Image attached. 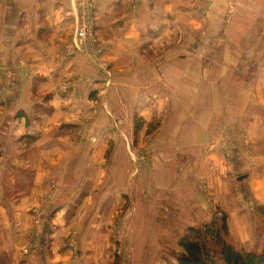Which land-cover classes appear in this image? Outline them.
<instances>
[{
	"label": "rangeland",
	"instance_id": "obj_1",
	"mask_svg": "<svg viewBox=\"0 0 264 264\" xmlns=\"http://www.w3.org/2000/svg\"><path fill=\"white\" fill-rule=\"evenodd\" d=\"M9 1L0 0V24L13 16L23 28L30 26L28 14L45 18L49 8L44 5L50 2ZM114 1L70 0L61 9L69 20L62 31V56L89 58L95 64L90 63L89 81H99L88 88V106L81 101L86 89L78 87L76 75L61 82V90L84 111L71 110L78 124L44 131L48 141L63 137L64 152L57 142H45L51 147L47 152H31L41 144L39 135H19L16 119L5 115L19 109L20 96L41 100L29 113L49 114L56 94L39 88L40 76L30 82L26 74L21 80L22 65L36 57L35 51L29 48L25 56L21 47L7 48L0 34V139L9 130L17 138L16 150L0 144V264H179L180 241L191 227L201 230L216 263L223 264L216 231L234 250L264 255V0L250 7L259 12L252 30L244 33L235 23L233 46L247 49L246 55L226 53L222 22V32L200 55L189 49L199 43L197 31L172 39L170 45L181 46L185 54L170 55V64L179 63L180 69L168 71L155 65L120 70L105 59L110 43L101 33V13ZM133 1L126 11L134 10ZM201 1L206 19L210 1ZM118 11L112 9V15ZM241 17L234 13V21ZM84 24L87 34L80 37ZM207 24L203 21L201 29ZM33 34L44 41L40 32ZM200 37L210 41L204 32ZM132 56L127 61L135 65ZM146 58L153 64L166 61V54L137 60ZM149 75L152 81L169 75L168 85L157 81L153 95L147 93L162 99L161 115L150 118L135 103L146 98ZM136 85L144 93H134ZM140 105L150 108L144 101ZM211 107L223 114L216 120L195 118L205 110L208 116ZM225 111H238L237 117L228 119ZM39 120L25 119L24 127ZM21 159L25 164L19 167Z\"/></svg>",
	"mask_w": 264,
	"mask_h": 264
},
{
	"label": "crops",
	"instance_id": "obj_2",
	"mask_svg": "<svg viewBox=\"0 0 264 264\" xmlns=\"http://www.w3.org/2000/svg\"><path fill=\"white\" fill-rule=\"evenodd\" d=\"M7 1L8 4H11V1ZM49 1L50 2L48 3V6L46 3L44 5V7L49 8L45 18L39 19V14H28L27 17L30 26H27L26 28H23L24 25L22 22V25H20L17 20H13V16L10 17L7 15L4 18V21H2V24H0V34H2V38L6 40L7 48L9 47L11 49H15L17 47H21L20 50H22L21 52L23 55L26 54V51H29V48L33 49V52L35 51L33 56L36 57L28 61L25 60V63L22 65L24 67L21 68L23 70L20 72L21 75H19V77H21V80L22 77L26 76V74H30L28 78L30 82H32L31 80H33L34 77L40 76L41 78L37 79L39 80L37 83L39 85V88L49 89L52 94H56L57 96L54 97L53 95L54 98L50 100V103H52L54 110H52V112H50L49 114H46V112L43 114H35V112H33V109L32 112L29 113L30 106L34 103L40 102L41 100L34 97L33 100L25 101V99L21 96L18 99L19 109L13 112H11V110H8L5 114L7 117L10 115L9 118L16 119V123L18 126L17 133H19V135L25 133L26 131L31 135H39V140L37 141V143L41 144H39L38 148L32 149L33 151L31 152H35L36 150H38L41 153L47 152L49 148H51L45 145V142H50V144H54V142H57L59 144V152H64L65 147L62 146L65 145V141L62 140L63 137L54 138V141H48L45 140L48 133H45L44 131L45 129L53 131L54 128H60L61 126L69 123L78 124L77 122L72 121L74 117H72L71 115L75 112H72L71 110H78V113L81 114H83L84 112L83 110L79 109L75 101L73 102L72 100H70L71 98H69V96L65 94L63 90H61V82L67 77H71V75H76V77L79 79L78 87H84L86 89V92H83V96L81 99L82 102H85L86 106H88L87 104H89L90 101L88 96L86 95V93H90L88 90L89 86L93 85L91 88H96L98 86V83H95L99 82L96 78H93L91 81H89L91 67L90 63L95 66V64L91 62L89 58L81 54H75V56L73 57L62 56V31L67 29L69 20L64 16H61V9L65 5L68 6L70 0ZM130 1L132 0H116L114 1L113 6L109 4L104 6L101 13L100 28L103 37L107 38V42L110 43L109 48L104 54L105 59L107 58L112 61L111 65H113L116 69L119 68L120 70H124L127 68H131V71L139 69L152 70V67L154 68L153 65H155L156 69L159 71H168V69H176L178 67L180 69L179 63L178 67L170 64L171 60L169 56L184 55L185 50L180 49L182 48L181 46L170 45L171 40L174 38L180 39L181 32H185L187 30H193L194 32L197 31L196 37L199 38V43L193 42L195 45L192 44L194 46L192 48H188L192 50V52L200 55L201 53H205L201 52V50H203V46L209 47V44H207V42L211 44V40L215 38V34L217 32H222V29L219 28L221 26L219 25V23L222 22L225 23V29L224 34H221L220 38L222 39L224 35L226 44H229L225 46L227 50L226 53L231 54V52L234 53L235 50H240L237 51V54L241 53L242 55L245 52L246 55L248 53V51L246 52L247 49L245 50L243 47L241 49L238 48V46H233V39L236 38L234 34L235 23L239 22V27H241V31L244 33L246 31H249L250 29L252 30V27H254L253 23L257 22L256 19L259 12L254 11L250 7L260 2V0H255L254 2H251V0H209V14L205 16L206 19H202L201 8L203 4L201 0H134L136 2L134 3L133 1L134 10L126 11L124 9V6L129 4ZM8 4L7 6L9 7L10 5ZM12 4L14 3L12 2ZM41 5H43V3ZM114 8L120 10L118 11L119 13L115 16L112 15V9ZM234 13L238 18L240 14L243 15V17L240 18L241 21L240 19H236L234 21ZM24 18H26L25 15ZM203 21H207L208 24L205 28L201 29ZM208 28L209 31L207 30ZM236 31L238 30L236 29ZM35 32H40V34L44 36L43 42L36 39L35 35L33 34ZM203 32L207 37H209L208 40L210 41L205 42L201 39L200 33L203 34ZM28 33L33 34L32 37H30L31 35H29ZM27 36H29L31 40L30 38H27ZM52 38L54 42L50 43L49 40H51ZM215 43L216 42H214L213 48H215L216 51ZM197 46L198 48H196ZM157 50H159L160 52H157ZM153 53L159 55L166 54V61L163 60V62H155L152 64L149 61L153 60V58H146V60L144 61L137 60L140 59V55ZM128 56H132L133 58H135V65L130 64L127 61ZM231 64L232 62H230L229 67H231ZM193 71L195 70L193 69ZM194 75H196L198 78L196 81L201 80L199 79L197 73H194ZM149 77L151 78V80H146L147 84L145 85L146 98L135 100V103L138 109L137 111H139V113L143 114L144 116L148 115L150 118L153 116V114H156L158 116L161 115L160 107L162 99L154 100V98L149 97L147 93L153 95V90H155L157 86L155 88H152V84L157 81H160L161 83H163V85H168L165 81H167L169 75H167L166 80H164L161 76V78L157 80L154 79V81H152L153 76L149 75ZM30 82H28V84H30ZM212 86L214 85L211 84L209 87L211 88ZM139 88H142V86H134V93H138L139 91L143 92V90ZM148 88L150 89V91L148 90ZM165 91L166 90L164 88L162 91H160V93H164ZM26 93L27 92H24L23 95L28 99ZM143 101L145 103H149L150 106L148 107L150 108L142 109L143 107L142 105H140V102L142 104ZM59 108L61 110H59ZM158 108L160 109L158 110ZM132 110L135 111L134 109ZM237 112L233 113V111H230L227 114V111H225V114L228 119H232L234 117H237ZM244 113L245 111L241 112L242 115ZM206 114L207 110H205L204 112L201 111L200 116H197V112H195L194 116L195 118L197 117L200 119L204 118L208 120H216L218 116L220 117L223 114V112H219L217 108L211 107L209 115L207 116ZM32 116L40 120L32 123L28 128L24 127L25 119L29 120V118H32ZM244 116H247V114L245 113ZM66 120H68V122ZM1 134L2 136L0 139V144H8L7 148L11 146L12 149L16 150L15 146L13 145L17 144L15 142L17 141V138H14L15 135H11L10 130L7 136H5L3 132H1ZM3 156L6 155L3 154ZM3 156L1 157L4 159ZM24 164V159H21V162L18 166L20 167V165L23 166Z\"/></svg>",
	"mask_w": 264,
	"mask_h": 264
},
{
	"label": "trees",
	"instance_id": "obj_3",
	"mask_svg": "<svg viewBox=\"0 0 264 264\" xmlns=\"http://www.w3.org/2000/svg\"><path fill=\"white\" fill-rule=\"evenodd\" d=\"M223 228L225 224L223 223ZM216 244L221 248L223 264H264L263 254H244L234 250L231 246L220 239L216 231ZM201 230L189 228L181 238L180 245L184 252L178 258L179 264H219L213 260L206 247V240H203Z\"/></svg>",
	"mask_w": 264,
	"mask_h": 264
},
{
	"label": "built area",
	"instance_id": "obj_4",
	"mask_svg": "<svg viewBox=\"0 0 264 264\" xmlns=\"http://www.w3.org/2000/svg\"><path fill=\"white\" fill-rule=\"evenodd\" d=\"M84 34H87V32H85V24L83 25V28L81 29L79 35H80V37H83ZM79 35H78V36H79Z\"/></svg>",
	"mask_w": 264,
	"mask_h": 264
},
{
	"label": "water",
	"instance_id": "obj_5",
	"mask_svg": "<svg viewBox=\"0 0 264 264\" xmlns=\"http://www.w3.org/2000/svg\"><path fill=\"white\" fill-rule=\"evenodd\" d=\"M243 177H244V176H239L237 179H238V180H241Z\"/></svg>",
	"mask_w": 264,
	"mask_h": 264
}]
</instances>
